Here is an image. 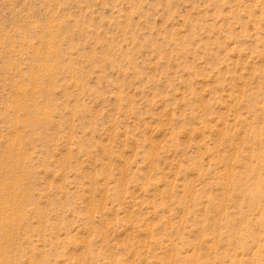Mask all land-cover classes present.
Here are the masks:
<instances>
[{
	"label": "rangeland",
	"instance_id": "1",
	"mask_svg": "<svg viewBox=\"0 0 264 264\" xmlns=\"http://www.w3.org/2000/svg\"><path fill=\"white\" fill-rule=\"evenodd\" d=\"M0 264H264V0H0Z\"/></svg>",
	"mask_w": 264,
	"mask_h": 264
}]
</instances>
